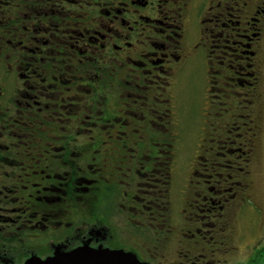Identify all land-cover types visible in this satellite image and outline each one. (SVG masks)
Instances as JSON below:
<instances>
[{"label":"flooded vegetation","instance_id":"1","mask_svg":"<svg viewBox=\"0 0 264 264\" xmlns=\"http://www.w3.org/2000/svg\"><path fill=\"white\" fill-rule=\"evenodd\" d=\"M193 61L206 89L184 160ZM263 143L264 0H0V264L84 246L264 264V229L241 238Z\"/></svg>","mask_w":264,"mask_h":264},{"label":"rangeland","instance_id":"2","mask_svg":"<svg viewBox=\"0 0 264 264\" xmlns=\"http://www.w3.org/2000/svg\"><path fill=\"white\" fill-rule=\"evenodd\" d=\"M190 66L178 83V88H180V120L183 121L182 127H180L182 136L179 152L185 157L184 160L189 159L191 152L196 151V133L197 131L200 133L199 128L202 121L201 117L197 116L204 106L202 98L206 89V76H204L203 68L196 61H193ZM256 161V164L253 166L255 174L253 177L252 202L258 206V211H253L250 208L245 210L243 214L246 222L244 223L241 235L243 243L249 245L256 239L255 236L257 234L255 232L258 229H264V143L257 153ZM262 234L264 237V232ZM245 253L250 256V249L247 248L244 251Z\"/></svg>","mask_w":264,"mask_h":264},{"label":"water","instance_id":"3","mask_svg":"<svg viewBox=\"0 0 264 264\" xmlns=\"http://www.w3.org/2000/svg\"><path fill=\"white\" fill-rule=\"evenodd\" d=\"M28 264H143L135 255L106 249L95 250L87 246L51 258L48 261H31Z\"/></svg>","mask_w":264,"mask_h":264}]
</instances>
